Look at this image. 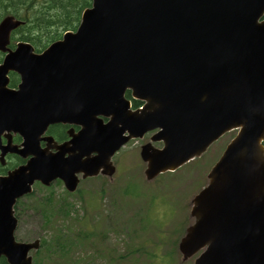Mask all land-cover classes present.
<instances>
[{"label": "water", "instance_id": "obj_1", "mask_svg": "<svg viewBox=\"0 0 264 264\" xmlns=\"http://www.w3.org/2000/svg\"><path fill=\"white\" fill-rule=\"evenodd\" d=\"M263 18L264 0H93L78 31L42 53L24 42L9 50L23 22L5 18L0 135L20 133L21 155L32 157L21 166L20 183L16 174L0 180V190L12 194L16 184L22 197L35 181L50 186L61 179L75 192L79 175L112 177L114 155L160 128L152 140L163 149L148 144L141 152L152 181L239 129L208 187L193 199L195 223L179 248L184 260L203 250L195 264H264ZM10 72L21 77L18 91L8 89ZM127 91L145 108L131 110ZM58 123L81 131L52 146L43 136ZM41 140L48 143L44 150ZM13 203L0 192V258L32 264L29 254L40 241H16V221L6 220Z\"/></svg>", "mask_w": 264, "mask_h": 264}, {"label": "rangeland", "instance_id": "obj_2", "mask_svg": "<svg viewBox=\"0 0 264 264\" xmlns=\"http://www.w3.org/2000/svg\"><path fill=\"white\" fill-rule=\"evenodd\" d=\"M237 132L226 134L201 157L153 181H147L146 164L140 157L142 146L150 138L133 141L113 158L117 170L112 178L100 176L82 184L83 200L77 193L68 195L60 184L49 189L36 185L33 195L21 201L16 238L21 242L44 241L59 230L68 232V226L75 232L89 212L88 224L97 236L73 251L70 264H194L200 253L184 260L179 251L187 227L194 223L192 202L208 185L209 172ZM49 197L63 205H53L47 211L51 213L50 223H45L43 214L29 207ZM65 206L72 209L67 216L63 215ZM60 262L54 259L51 264Z\"/></svg>", "mask_w": 264, "mask_h": 264}, {"label": "trees", "instance_id": "obj_3", "mask_svg": "<svg viewBox=\"0 0 264 264\" xmlns=\"http://www.w3.org/2000/svg\"><path fill=\"white\" fill-rule=\"evenodd\" d=\"M91 6V0H0V21L5 14H11L25 22L14 33V40L30 42L37 51L46 49L51 43L62 38L67 31H75L81 20L82 12ZM130 98V93H127ZM52 204H36L29 207L44 213L51 210ZM64 211L63 215H68ZM46 223H50L47 218ZM94 232H83L78 235L59 230L42 241L41 250L37 251L34 264H51L54 259L61 264H70L73 251L85 247ZM71 258V259H70ZM74 264H82L83 261ZM0 264H6L3 260Z\"/></svg>", "mask_w": 264, "mask_h": 264}, {"label": "flooded vegetation", "instance_id": "obj_4", "mask_svg": "<svg viewBox=\"0 0 264 264\" xmlns=\"http://www.w3.org/2000/svg\"><path fill=\"white\" fill-rule=\"evenodd\" d=\"M21 42V41H18ZM11 50H15L16 46L11 45L9 47ZM5 58L4 54L0 53V64L3 62ZM10 83L9 88L11 90H18L19 85L21 83V78L16 73H11L10 75ZM106 122V120H105ZM81 131V128L76 125L72 124H56L50 127L49 129V135L54 138V142H56L58 145H61L63 143H66L71 140L70 133L71 134H78ZM151 137V134L149 135V138ZM148 139V136H147ZM53 142V144H55ZM24 138L21 136L20 133H16L14 131H5L2 135H0V178L5 179H13L10 176L12 174H15L18 172L19 169H21V165L26 163V160H24L21 156V150L24 148ZM47 146L46 142H41V147L44 148ZM53 153L56 152V149H52ZM21 177H19L20 179ZM21 188L14 190L12 194L9 190L7 191H1L4 192L5 197H16ZM11 200V199H9ZM14 209V217L17 220V229L16 232L21 224V197L15 200V204L13 205ZM7 220H9V216L7 217ZM4 258H0V262Z\"/></svg>", "mask_w": 264, "mask_h": 264}]
</instances>
